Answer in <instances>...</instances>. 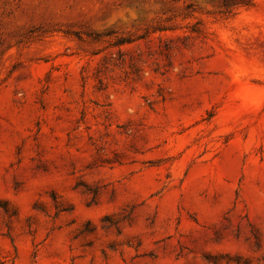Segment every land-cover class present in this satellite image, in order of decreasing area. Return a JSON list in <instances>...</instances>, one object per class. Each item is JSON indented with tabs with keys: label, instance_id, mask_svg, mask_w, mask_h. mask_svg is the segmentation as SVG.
<instances>
[{
	"label": "rangeland",
	"instance_id": "rangeland-1",
	"mask_svg": "<svg viewBox=\"0 0 264 264\" xmlns=\"http://www.w3.org/2000/svg\"><path fill=\"white\" fill-rule=\"evenodd\" d=\"M0 264H264V0H0Z\"/></svg>",
	"mask_w": 264,
	"mask_h": 264
}]
</instances>
